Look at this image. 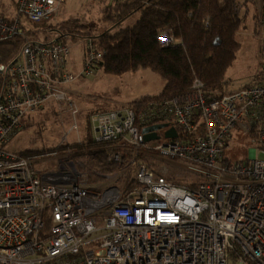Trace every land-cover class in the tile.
<instances>
[{"label":"built area","instance_id":"2783aa9c","mask_svg":"<svg viewBox=\"0 0 264 264\" xmlns=\"http://www.w3.org/2000/svg\"><path fill=\"white\" fill-rule=\"evenodd\" d=\"M67 1L14 0V9L0 14V42L24 38L23 24L49 20ZM173 40L167 29L157 37L162 47ZM100 58L91 40H24L0 65V264H264V74L218 99L194 79L179 97L91 114L92 140L114 142L106 161L123 164L96 175L102 186L89 185L66 156L51 154L55 168L37 171L31 158L7 149L27 114L45 105L69 112V132H76L68 88ZM155 124L168 126L144 142L142 129ZM171 128L176 137L166 138ZM234 129L251 146L244 165L224 158ZM168 164L182 171L180 182L167 180Z\"/></svg>","mask_w":264,"mask_h":264},{"label":"trees","instance_id":"16d2710c","mask_svg":"<svg viewBox=\"0 0 264 264\" xmlns=\"http://www.w3.org/2000/svg\"><path fill=\"white\" fill-rule=\"evenodd\" d=\"M8 1L13 10L14 0ZM98 1L101 8L97 21L78 18L52 23V17L38 23L23 24L24 38L21 35L0 42V65L13 60L24 40L40 43L91 40L95 50L101 53L97 69L115 76L148 69L164 82L158 95L140 98L124 107L137 110L146 102L179 97L190 91L194 79L202 83L203 90L211 99L231 92L227 89L226 73L240 48L238 34L249 9L248 0ZM1 4L0 1V14L4 16L7 10L1 9ZM262 14L264 22V10ZM132 18L135 21L124 24ZM166 29L174 40L162 47L157 37ZM261 77L256 76L253 84H257ZM97 112L86 113L85 124L89 134V117ZM111 144L96 143L89 137L86 142L71 146L74 152L71 158L84 160L90 179L94 177L93 173H117L123 169V164H108L106 161L107 147ZM20 153L28 158L45 154L43 150ZM129 154L125 152L126 157ZM130 175L128 171V185L134 184ZM167 180L170 179L167 177ZM49 228V218L45 215V235Z\"/></svg>","mask_w":264,"mask_h":264},{"label":"rangeland","instance_id":"374dc122","mask_svg":"<svg viewBox=\"0 0 264 264\" xmlns=\"http://www.w3.org/2000/svg\"><path fill=\"white\" fill-rule=\"evenodd\" d=\"M0 1L1 9L11 11L12 7L8 0ZM99 3L98 0L67 1L54 15L52 23L78 18L97 21L101 8ZM248 3L249 9L238 34L240 48L234 63L226 73V84L229 91L252 85L256 76L264 74V33L262 30L264 22L261 13L264 0H248ZM133 21H135L134 18L127 20L124 24L129 25ZM40 37L42 38V36ZM82 51L83 45H78L72 50V69L74 71L81 62ZM163 86L164 82L161 77L148 69L128 72L121 76L110 75L101 69H96L91 75L79 77L70 85L74 94H69V97L78 109L79 129L76 132H69L72 124L69 112L57 105H45L27 114L20 129L10 139L7 149L19 153L43 150L44 155L31 158L34 169L37 171L44 168L47 170L55 168L56 158L51 154L66 156L73 163H78L81 166L79 169L87 177L89 185L102 186L103 181H95L96 173H93L92 179L89 178L82 158H71L74 155L72 145L86 142L89 137L92 139L91 132L89 134L86 130V113L88 111H114L140 98L158 95ZM232 134H236V136H233L228 142L224 158L232 164L244 165L251 146L247 144L243 136L236 133L235 129L232 130ZM259 158L264 157L259 155ZM167 166L171 173L167 177L180 182L183 178L175 177L183 175L182 171L178 167L169 164ZM128 171L131 174V169L125 171V180H127Z\"/></svg>","mask_w":264,"mask_h":264},{"label":"water","instance_id":"95a60500","mask_svg":"<svg viewBox=\"0 0 264 264\" xmlns=\"http://www.w3.org/2000/svg\"><path fill=\"white\" fill-rule=\"evenodd\" d=\"M167 124H155L142 129V134L144 135V142H149L156 140L158 137L155 134V131L167 127ZM166 138H175L176 132L174 128H171L165 132Z\"/></svg>","mask_w":264,"mask_h":264},{"label":"crops","instance_id":"0c3cea01","mask_svg":"<svg viewBox=\"0 0 264 264\" xmlns=\"http://www.w3.org/2000/svg\"><path fill=\"white\" fill-rule=\"evenodd\" d=\"M80 66H81V62H79V64L76 66V68H77L76 70H78L80 68ZM68 91H69L70 95L74 94V92L70 89V86L68 88Z\"/></svg>","mask_w":264,"mask_h":264}]
</instances>
